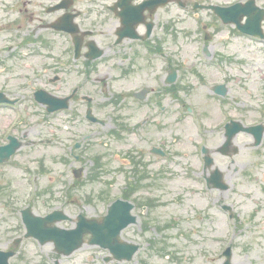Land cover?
<instances>
[{"label":"flooded vegetation","instance_id":"af4514ba","mask_svg":"<svg viewBox=\"0 0 264 264\" xmlns=\"http://www.w3.org/2000/svg\"><path fill=\"white\" fill-rule=\"evenodd\" d=\"M250 1H253V4L231 13L227 12L229 22L235 19L233 16L236 14L246 11L254 21H259L264 35V0H0V37L3 38L1 46L6 47L0 49V65L4 66L2 68L4 72H11L12 64L23 66L25 57L20 46H8L6 43H12L14 37H33V50L30 51L33 56V81L37 80L36 73L39 72L34 70L35 61L42 59L41 69H45V74L39 80H46L52 85L48 89L51 95L74 96L73 100L81 103L75 106L85 105L81 100L87 95L86 90L90 89V84L106 86L110 83L117 86L120 81L118 74L123 69L127 73L125 82L137 78L147 79L143 83H151L153 85L151 89H145L140 85L129 88V91H132L128 94L130 98L118 104L111 102L110 108L102 111L107 115L106 126L109 127L107 137L112 142L111 145L124 140L129 141V145L122 146L125 149L122 155L130 158L129 164L139 165L147 160L160 159L154 155L157 149L165 153L164 159L171 160L176 155L174 146L180 125V109L174 107L172 112L171 109H167L169 105L165 104V96L171 95L165 86L166 53L174 56L182 48H194L196 37L206 39L207 42L202 39L201 43H204L207 50L211 49L212 55L214 47H218V51H224L228 41L222 39L217 41V38L244 36L234 23H223L211 7L227 8ZM245 22L246 17L239 20L240 25ZM74 40L78 47L77 57ZM89 46L101 50L102 58L110 59L103 60L99 66L109 69L102 77L97 76L98 66L89 73L86 71L88 66L86 53ZM225 63L228 73L230 64L228 61ZM14 75L16 76L15 73ZM12 80L19 79L9 76L0 85L4 87V92L17 89ZM229 83L231 81L227 77L224 84ZM142 91H145L144 97L141 96ZM111 96L127 95L118 92L116 87ZM225 97L224 106L229 112L231 104L225 101ZM242 99V96H232V102L236 105L232 110L238 116L252 112L240 109ZM128 106L130 107L127 108L125 119L123 112ZM71 111L76 115L72 117L68 110L65 116L69 128L65 135V143L77 138L79 131H73V125L80 124L85 119V114L81 118L79 108H73ZM93 111L98 115L97 107H93ZM165 135L173 140V144L165 139ZM91 139L92 136H89L79 143L77 150L83 155H75L70 148L66 157L76 160L85 158L84 155L87 154L108 155L105 151L99 152L97 144L84 146ZM134 143L140 146H135ZM112 152L110 151V157L115 161H124L120 150H117L114 157ZM108 160L109 157L104 156L103 161ZM98 161L102 162V158ZM70 175L74 176L73 170L70 171ZM131 200L136 208L133 196ZM142 209L146 213L149 206H142ZM130 232L132 234L130 242L139 246L138 252L141 240L134 230ZM106 256L109 257L108 252ZM134 264L140 263L135 261Z\"/></svg>","mask_w":264,"mask_h":264},{"label":"rangeland","instance_id":"374dc122","mask_svg":"<svg viewBox=\"0 0 264 264\" xmlns=\"http://www.w3.org/2000/svg\"><path fill=\"white\" fill-rule=\"evenodd\" d=\"M216 40L220 41L221 38ZM230 43L229 52L237 60L244 62V75L241 78L242 83H240V86L244 89L243 91L240 90L241 96H255L251 99V103L259 108L264 88L262 87L264 85V56L247 41H231ZM217 49L218 47L215 50ZM181 52L179 59L185 64V67L194 63L193 53L195 51H185L183 49ZM25 70L30 72L32 70L31 65L25 66ZM16 72V68H13L11 73L0 69V85L3 84L6 78L12 77ZM209 73V70H204L207 82L221 81V75L215 78L210 77ZM233 73L237 75L236 70ZM188 77L190 87L193 89L188 96L184 97V102L187 106L195 109L196 113L204 116L209 115L207 110L212 102L207 97L210 96L207 88L197 83L190 75ZM146 81L147 79L137 78L122 83L118 88H136ZM17 82L18 80L15 84ZM233 88L238 89L236 85H233ZM109 90L111 91V88ZM95 91H97L96 102L103 101L105 96H101L97 89ZM26 97L27 99L24 98V103L20 107L22 111L16 113L10 112L11 110H0V132L1 130L3 133L9 131L17 137H21L23 134L32 140L46 141L53 138V141L49 144L24 147L9 164L0 165V186L3 187V193H0V247H7L6 242L8 239L11 240L14 236L21 234V232L11 233L6 237L3 231L6 222L13 226L20 224L17 216L18 210L27 205L26 200L34 191L33 176L26 172H41L43 167L46 174L41 175L39 173L37 175L39 187L48 185L51 178L54 180L51 185L54 186L53 189L56 191L61 189L60 177L65 172L64 165L54 162L55 158L61 157L63 154V143L56 138L59 135H65L63 132L64 115L47 118L44 116L43 109L33 103L32 96ZM140 116L141 114L138 117ZM209 116L216 117L214 120L208 119L212 125L220 119L218 117L220 115ZM19 117L22 120L21 124L18 127L13 126ZM251 120L264 121V115L255 113ZM53 131L55 132L54 136L51 135ZM101 131L104 132V130ZM179 131L180 141L177 150L180 155L174 157L175 159L173 158L174 162H159L149 165V172L153 177L145 181L140 187L144 196L148 198L157 197L166 201V203L156 202L157 206L160 205V207L159 210L153 211L152 217L162 216L161 221L170 225L162 233L155 232L153 225H150L146 238L164 240L166 251L174 252L175 256L169 255V261H167L166 258L161 259L160 255L152 252H149L147 256L146 252L145 256L147 257L138 255L137 258L142 257L146 264H221L217 253L223 243H217L214 240L215 236L225 237L227 233L225 218L219 213L218 209V204L221 202L230 205L233 211L236 212V236L232 247L233 264H264V164H261L264 161V140L261 148L255 150L251 148V140L247 135L236 137L235 143L239 147L238 154L230 160L221 157L215 159L216 166L223 172L230 189L222 193H206L202 191L203 181L200 178L199 158L195 156L196 154L198 156L196 150L197 143L200 140V136L197 134L201 130L194 121L192 122L189 118H186ZM210 137L209 148L216 147L221 142L220 134L210 135ZM99 142H103V139H100ZM111 143H108V145L111 148L109 151H113V156L117 150L123 152L122 146L129 145V141L126 140L118 142V144L111 145ZM133 145L140 146L136 143ZM31 157H33V160H31ZM41 161H44L43 165L45 167L41 165ZM120 166L127 170L128 166L119 162L113 164L112 167ZM27 167L28 169L25 171L24 168ZM190 167L193 169L198 167V169L191 171ZM162 168H164V173L155 176V173ZM110 177H113V179H104L101 182L109 183L110 186L105 190L110 197H114L120 193L124 181L121 176L111 175ZM130 183L134 184L135 180H131ZM99 190H101V186L94 185L91 188L87 187L84 192L88 194L91 191L98 192ZM40 198L34 199L35 204L39 206L36 207L37 211L35 212L46 213L48 210L41 207L43 200H40ZM8 203H15L14 206L8 207L9 209L15 208V210L11 209L16 211L14 216L9 215L7 210L3 208L2 204L7 206ZM206 206H211V210L206 211ZM105 208L106 203L101 202V204L95 206L94 204L85 206L83 210L88 215H97L103 213ZM75 212L76 210L70 212L69 215L72 216ZM139 216L142 221L141 213ZM132 228L137 232L139 230L138 226ZM47 248L49 247H43V250H35L30 242H25L21 246L24 253L13 258L10 263L47 264L46 255H50V252H45ZM146 248L147 245H143L142 250ZM88 254L85 251H78L68 258L62 259L61 263L84 264L86 262L84 258ZM100 264L102 263L100 262Z\"/></svg>","mask_w":264,"mask_h":264},{"label":"water","instance_id":"95a60500","mask_svg":"<svg viewBox=\"0 0 264 264\" xmlns=\"http://www.w3.org/2000/svg\"><path fill=\"white\" fill-rule=\"evenodd\" d=\"M41 220H49V219L46 218V219H41ZM36 221H40V219L36 218ZM52 236H53V235H52ZM56 237H57V239H58L59 236L56 235ZM56 242H57L58 245H61V244H62L61 237H60V239H59V242H58V240H57Z\"/></svg>","mask_w":264,"mask_h":264}]
</instances>
